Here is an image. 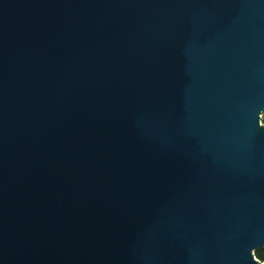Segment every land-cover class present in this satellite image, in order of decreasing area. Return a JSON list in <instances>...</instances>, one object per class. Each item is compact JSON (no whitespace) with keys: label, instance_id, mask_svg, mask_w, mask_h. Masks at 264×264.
I'll list each match as a JSON object with an SVG mask.
<instances>
[{"label":"water","instance_id":"1","mask_svg":"<svg viewBox=\"0 0 264 264\" xmlns=\"http://www.w3.org/2000/svg\"><path fill=\"white\" fill-rule=\"evenodd\" d=\"M264 0H0V264H264Z\"/></svg>","mask_w":264,"mask_h":264},{"label":"trees","instance_id":"2","mask_svg":"<svg viewBox=\"0 0 264 264\" xmlns=\"http://www.w3.org/2000/svg\"><path fill=\"white\" fill-rule=\"evenodd\" d=\"M262 123L264 124V115L262 117ZM255 257L262 263H264V248L255 252Z\"/></svg>","mask_w":264,"mask_h":264},{"label":"built area","instance_id":"3","mask_svg":"<svg viewBox=\"0 0 264 264\" xmlns=\"http://www.w3.org/2000/svg\"><path fill=\"white\" fill-rule=\"evenodd\" d=\"M263 117V116H262Z\"/></svg>","mask_w":264,"mask_h":264}]
</instances>
